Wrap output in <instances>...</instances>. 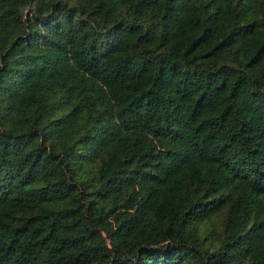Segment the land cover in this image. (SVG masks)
Segmentation results:
<instances>
[{
	"label": "trees",
	"instance_id": "1",
	"mask_svg": "<svg viewBox=\"0 0 264 264\" xmlns=\"http://www.w3.org/2000/svg\"><path fill=\"white\" fill-rule=\"evenodd\" d=\"M0 264H264V0H0Z\"/></svg>",
	"mask_w": 264,
	"mask_h": 264
}]
</instances>
